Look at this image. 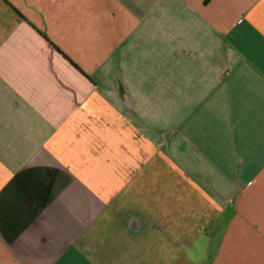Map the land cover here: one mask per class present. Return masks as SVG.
<instances>
[{"label": "crops", "instance_id": "crops-1", "mask_svg": "<svg viewBox=\"0 0 264 264\" xmlns=\"http://www.w3.org/2000/svg\"><path fill=\"white\" fill-rule=\"evenodd\" d=\"M0 264H264V0H0Z\"/></svg>", "mask_w": 264, "mask_h": 264}]
</instances>
